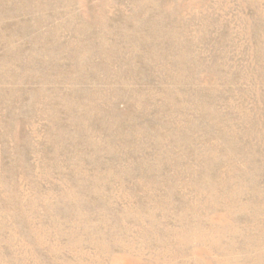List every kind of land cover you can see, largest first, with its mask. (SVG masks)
Instances as JSON below:
<instances>
[{"label": "rangeland", "instance_id": "374dc122", "mask_svg": "<svg viewBox=\"0 0 264 264\" xmlns=\"http://www.w3.org/2000/svg\"><path fill=\"white\" fill-rule=\"evenodd\" d=\"M0 264H264V0H0Z\"/></svg>", "mask_w": 264, "mask_h": 264}]
</instances>
